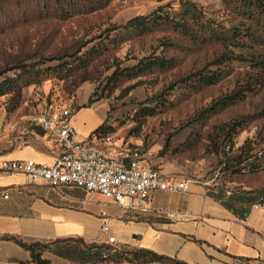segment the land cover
<instances>
[{"label":"rangeland","instance_id":"obj_1","mask_svg":"<svg viewBox=\"0 0 264 264\" xmlns=\"http://www.w3.org/2000/svg\"><path fill=\"white\" fill-rule=\"evenodd\" d=\"M184 1L110 0L92 12L61 15L54 2L46 10L43 0H0V71L17 67L0 81L21 73L0 95V152L20 146L18 136L29 134H20L19 125L31 130L27 117L53 100L82 106L90 96L88 103L100 109L83 107L80 124L91 126L88 116L102 118L119 143L149 149L151 164L173 165L174 174L225 190L264 186V168L242 172L230 165L242 145L254 156L264 148V28L225 0H191L208 25L188 19L195 35L167 22L125 26L159 7L180 15ZM155 56L174 64L130 76V66ZM206 65L222 71L218 82L198 86L186 79ZM243 87V99L212 108ZM232 126L226 135L223 129ZM109 224L113 228L115 221Z\"/></svg>","mask_w":264,"mask_h":264},{"label":"crops","instance_id":"obj_2","mask_svg":"<svg viewBox=\"0 0 264 264\" xmlns=\"http://www.w3.org/2000/svg\"><path fill=\"white\" fill-rule=\"evenodd\" d=\"M88 101L78 106L73 118L80 139L102 123V118L93 115L88 116L91 126L80 124L83 107L100 109L99 104ZM28 125L31 130H21L19 125L20 134H29L18 136L20 146L0 152V165L3 159L54 161L59 148L45 133ZM122 143L115 138L116 145ZM157 167L177 179L185 178L174 174L177 169L173 165ZM230 194L231 190L220 193L218 187L194 182L187 191H153L149 211H125L97 193L78 187L54 189L41 182L31 183L23 173L0 171V264H34L30 251L8 239L10 235L29 243H47L43 256L53 264H169L157 260L140 263L123 256L100 260L105 249H87L90 244L108 243L110 235L125 251L149 249L189 264H264V201L251 203L230 198ZM102 211L110 215L111 223L115 221L108 234L101 229ZM171 212L175 215L170 216ZM68 248L73 252L64 255ZM84 253H89L93 262L89 257L85 260Z\"/></svg>","mask_w":264,"mask_h":264},{"label":"built area","instance_id":"obj_3","mask_svg":"<svg viewBox=\"0 0 264 264\" xmlns=\"http://www.w3.org/2000/svg\"><path fill=\"white\" fill-rule=\"evenodd\" d=\"M78 112L74 101L53 102L41 111L28 116V123L41 128L45 136L59 148L52 163L34 159H3L0 171L23 173L31 183H44L54 189L78 187L87 193H97L111 200L125 211L150 210L153 191H187L193 178L177 179L150 164L151 151L133 147L129 143L115 144L112 133L92 135L80 139L73 123ZM98 143L104 145L103 148ZM5 196H8L6 194ZM175 213L171 212L170 216ZM103 231H110V215L100 214ZM115 236L108 237L113 250Z\"/></svg>","mask_w":264,"mask_h":264},{"label":"trees","instance_id":"obj_4","mask_svg":"<svg viewBox=\"0 0 264 264\" xmlns=\"http://www.w3.org/2000/svg\"><path fill=\"white\" fill-rule=\"evenodd\" d=\"M110 0H43L44 8L46 10L50 9L51 3H57V10L59 13L65 15H71L73 12L78 11L81 13L92 12L100 7H103ZM228 4H231L238 13L253 19L260 26L264 28V0H225ZM182 14L178 13H170L163 10L162 7L157 8L152 13L147 15H137L130 19L126 23V28L130 30L135 29H144L146 27H150L153 23L158 22H167L171 26L184 31L185 33L195 35V30L190 23V20H194L197 24H199L200 28H208L206 22L201 19L202 10L198 7L196 3L191 0H186L183 2L182 10L180 11ZM250 38L253 37V32L248 33ZM223 39H227L230 43L235 42L234 35H226ZM91 51V50H90ZM89 51V52H90ZM264 66V59L259 61ZM174 64L172 58H167L165 56H155V57H144L141 58L137 63L130 66L127 70H129V74L131 77H137L143 73H146L154 68H162L166 69L171 67ZM17 68L16 66L12 68L5 69L0 71V75L5 74L8 70H12ZM21 73H16L13 75H4L3 79L0 81V95H4L10 92V89L13 88L12 81H15L17 77L20 76ZM222 76L221 70L209 69L206 65L198 71H195L189 75H187L186 79H194L195 84L198 86H206L211 85L220 80ZM245 90L247 87H243L242 89L234 90L229 94L223 95L218 98L212 105V108H225L232 103H235L245 97ZM91 101V97L89 99ZM92 102V101H91ZM89 104V103H88ZM91 104V103H90ZM39 132L44 133V131L36 127ZM235 127H227L224 128V132L226 135H230L231 131L234 130ZM113 131L112 128L106 127L105 123L102 122L94 131L90 134L92 135H105ZM226 152L229 154V148L226 149ZM252 149L246 148L245 144L242 145L241 151L238 155H235L230 165H233L234 170L245 171L247 168L250 172H254L264 168V148L260 149L261 155H252ZM253 158V159H252ZM243 164V165H242ZM243 167H240V166ZM220 193H226L228 190L222 189L220 187ZM230 198L248 200L251 203L263 202L264 201V186H257L251 189H242L236 188L231 190ZM8 239L13 240L20 244L21 246L27 248L32 257V261L34 264H53L52 261L43 256L44 249L47 248L48 244L43 242H26L21 238H18L15 235L7 236ZM94 247L105 249L103 255H101L98 259L104 260L109 258H116L119 256H123L131 261L136 262H145L149 260H157L164 261L169 264H189L184 261H180L175 258H171L165 255H160L149 249H138V250H129L125 251L124 249L113 250V246L110 243H100V244H90L87 246V249L91 251ZM59 250V249H58ZM70 252V253H69ZM73 252L72 248H68L64 255H70ZM63 254V253H62ZM89 253H84L83 258L89 257V261L93 262L90 258Z\"/></svg>","mask_w":264,"mask_h":264}]
</instances>
